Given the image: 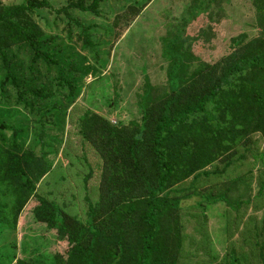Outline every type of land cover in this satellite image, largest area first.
<instances>
[{
	"label": "rangeland",
	"instance_id": "obj_1",
	"mask_svg": "<svg viewBox=\"0 0 264 264\" xmlns=\"http://www.w3.org/2000/svg\"><path fill=\"white\" fill-rule=\"evenodd\" d=\"M45 1L50 7L37 8L32 15L44 32L39 48L51 56L35 54L25 44L7 50L14 71L42 94L36 105L42 113L37 116L17 106L11 87L6 93L9 101L0 99V119L23 128L19 142L37 155L44 150L53 166L37 185L36 198L58 204L88 225L89 205L100 199L103 160L82 136L83 116L94 112L117 127L140 121L148 94L156 100L170 92L177 59L169 53L171 44L181 37L175 50L184 54V63L192 69L215 64L233 52L235 39L244 36L248 43L262 37L264 0H211L209 6H201V0H153L114 47L113 22L131 5L129 1L102 0L93 10L88 8L93 0ZM145 1L135 4L140 7ZM26 2L0 0V5ZM72 3L82 8H68ZM82 28L98 47L96 57L83 48ZM228 145V152L200 175L193 190L197 194L229 190L230 235L215 216L218 210L209 212L207 224L196 209L183 210L178 264H216L230 245L236 247L242 264H264V136L244 134ZM191 181L176 189L187 188ZM30 209L16 224L4 210L0 264L62 263L70 249L67 241L37 223Z\"/></svg>",
	"mask_w": 264,
	"mask_h": 264
},
{
	"label": "trees",
	"instance_id": "obj_2",
	"mask_svg": "<svg viewBox=\"0 0 264 264\" xmlns=\"http://www.w3.org/2000/svg\"><path fill=\"white\" fill-rule=\"evenodd\" d=\"M101 1L93 0L88 8L93 10ZM127 1L131 5L113 22L111 47L153 0L140 7L136 0ZM210 2L200 1L201 6ZM45 7H50L45 0L0 5V99L9 101L6 93L12 87L17 106L37 116L42 113L36 109L42 94L14 71L7 50L25 44L35 54L47 55L39 48L44 32L32 15ZM73 7L82 8L68 6ZM81 36L83 48L96 57L98 47L87 28H82ZM179 39L169 52L177 58L170 92L156 100L148 94L140 121L117 127L94 112L83 116L82 136L103 160L100 199L89 205L88 225L58 204L36 198L37 185L53 166L44 150L37 155L19 142L23 128L0 119V219H5L7 210L16 224L31 208L28 212L37 223L70 247L67 258L54 264H178L180 214L191 208L201 214L204 224L210 222L209 212L218 210L215 216L230 235L229 190L197 194L193 189L200 175L228 152V144L244 134L264 136V34L248 43L241 36L234 40L229 56L193 69L184 63V54L175 50ZM191 178L187 188L176 189ZM17 264L31 263L19 260ZM216 264H242L236 247L230 245Z\"/></svg>",
	"mask_w": 264,
	"mask_h": 264
}]
</instances>
